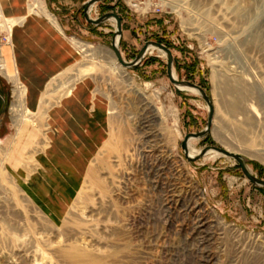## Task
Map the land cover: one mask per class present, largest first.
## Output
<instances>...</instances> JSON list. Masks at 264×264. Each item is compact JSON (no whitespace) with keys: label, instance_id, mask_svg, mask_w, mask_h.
Listing matches in <instances>:
<instances>
[{"label":"rangeland","instance_id":"rangeland-1","mask_svg":"<svg viewBox=\"0 0 264 264\" xmlns=\"http://www.w3.org/2000/svg\"><path fill=\"white\" fill-rule=\"evenodd\" d=\"M87 1L40 0L65 26L77 60L48 83L37 112H20L14 93L20 84L4 77L0 65L10 93L0 124V264H264V189L252 186L232 159L185 160L180 142L204 129L206 104L169 82L165 56L156 51L123 70L110 46L114 21L88 24ZM138 1L134 11L127 0H102L89 17L122 16L119 50L127 62L146 42L168 47L175 78L200 86L213 103L211 131L192 140L194 150L228 145L264 180V0ZM31 6L28 0L27 15L44 16L29 13ZM10 20L0 11V48L9 44ZM3 58L14 75L0 50ZM86 79L105 103L107 138L56 222L7 164L27 177L37 170L36 153L53 132L49 109ZM54 199L43 201L59 208Z\"/></svg>","mask_w":264,"mask_h":264},{"label":"crops","instance_id":"crops-1","mask_svg":"<svg viewBox=\"0 0 264 264\" xmlns=\"http://www.w3.org/2000/svg\"><path fill=\"white\" fill-rule=\"evenodd\" d=\"M27 2L28 0H0V10L4 18H23L21 24L12 28L9 44L2 46L0 50H4L13 73L15 72L26 87V96L30 95L27 98L25 96L27 108L37 112L48 83L73 66L77 55L65 35V26L59 25L57 20L55 25L44 16L27 15ZM112 12L121 18L119 13ZM123 22L122 18L121 23ZM29 68V73H25ZM35 71L43 77L38 79L40 76ZM28 87L29 90L32 89L30 93L27 91ZM29 99L32 100V107ZM48 114V122L53 132L49 135L48 149L36 153L37 170L27 177L25 170L22 172L21 168H13L10 164L7 166L11 171L23 174L24 191L52 220L59 222L69 202L77 194L93 156L106 141L107 110L103 99L95 96L92 81L86 79L75 86L71 95L54 104ZM27 188L30 190L27 191ZM43 197L46 201L48 198L54 201V197H57L60 207H55L57 204L47 207Z\"/></svg>","mask_w":264,"mask_h":264},{"label":"water","instance_id":"water-1","mask_svg":"<svg viewBox=\"0 0 264 264\" xmlns=\"http://www.w3.org/2000/svg\"><path fill=\"white\" fill-rule=\"evenodd\" d=\"M102 0H89L85 4L82 10V15L84 20L93 26H100L101 24H104L108 21H114L115 27L114 32L112 34L111 38V49L113 52V55L117 61V63L124 69V70H132L139 66L144 59L145 54L147 53L148 48H154L158 49L161 52H163L166 62V76L169 82L174 86L178 88H185V89H191L194 90L200 98L204 101V103L207 106V119H206V125L203 130H201L198 133H188L183 137V140L180 142V148L184 154L185 160L187 162H196L200 159H202L205 154L208 151H213L223 157L232 159L238 168L240 169V172L245 177V179L252 185L258 188L264 189V180L258 178L257 176L253 175L251 171L247 168L244 159L237 153L229 152L224 148H219L215 146H207L204 147L199 151V153L196 156L190 157L188 154V142L190 140H200L206 138L212 127V122L214 118V108L211 98L206 94V92L198 85L184 80H177L173 77V55L171 50L166 47L165 45L159 43V42H153L149 41L146 42L142 48L138 51L137 55L130 61H125L121 55V52L119 50V44L120 39L122 38V26H121V18L119 15L113 12H107L101 15L100 17L96 19H92L89 17L88 11L89 9L96 5L97 3L101 2Z\"/></svg>","mask_w":264,"mask_h":264},{"label":"bare ground","instance_id":"bare-ground-1","mask_svg":"<svg viewBox=\"0 0 264 264\" xmlns=\"http://www.w3.org/2000/svg\"><path fill=\"white\" fill-rule=\"evenodd\" d=\"M33 4L35 5V6H31V10H28L29 11V13H31L32 12V10H34V9H37V11H39L40 13H42L47 19H49L51 22H53L55 25H57L56 23H55V21L53 20V18L43 9L44 7H42V4H41V2H40V0H33ZM136 8V7H135ZM93 9V8H92ZM92 9H89V14H91V10ZM1 11V10H0ZM23 20V19H22ZM22 20H10V22H9V24H11V27L12 28H14V26L15 25H19V24H21L22 23ZM12 30V29H11ZM10 35H11V33H10ZM87 49H88V47H85V46H83L82 47V50L84 51V52H87ZM28 51V50H27ZM151 51H156L157 52V54H159V55H161V56H163L164 54H163V52H161L160 50H158V49H154V48H148V50H147V52H151ZM28 52H30V51H28ZM15 54H16V52H15ZM19 54V53H18ZM3 55V54H2ZM17 55V54H16ZM22 55V54H21ZM114 56V55H113ZM16 57V56H15ZM19 57V56H18ZM18 57H16V58H18ZM22 57H23V55H22ZM20 58V57H19ZM25 58V57H24ZM36 59V58H35ZM17 60V59H16ZM20 61L22 60V59H19ZM18 60V61H19ZM25 61V60H24ZM114 62H116L117 63V61H116V59H115V57H114V60H113ZM17 63V62H16ZM118 64V63H117ZM0 65H1V68L4 66L5 67V70H3L2 71V74L4 75V77H6L7 79H10V80H12V82H17V83H19L20 84V87L18 88V90L17 91H15L14 93H15V98L18 100V104H19V108H21V107H23V109H21L20 110V112L22 111V110H25L24 111V113L25 114H27V113H29V111L31 110H29L28 108H27V106H26V103H25V96H26V87H24V85L19 81V77L17 78V76H16V74H15V72H14V75H9L8 74V72H7V61L3 58V59H1L0 60ZM119 65V64H118ZM19 66V65H18ZM120 66V65H119ZM83 67V66H82ZM121 67V66H120ZM117 68H118V70H120V74H124V72L121 70V69H119V67L117 66ZM122 68V67H121ZM17 69V68H16ZM31 68H29V69H27L28 71H26L25 70V73L27 72V73H29V70H30ZM85 70H86V68H84ZM123 69V68H122ZM36 70V69H35ZM38 70V69H37ZM82 68H79L78 70H76V75H74V76H76L75 78H79L81 75H82ZM124 70V69H123ZM35 72H38V71H35ZM34 74V73H33ZM35 75V74H34ZM38 75H39V72H38ZM24 76H26V75H24ZM40 76V75H39ZM43 76H40L38 79H41ZM173 77L175 78V75L173 74ZM5 78V79H6ZM34 79H35V81H36V76L34 77ZM44 80V79H43ZM39 81V80H38ZM37 81V82H38ZM23 82V81H22ZM26 82V81H25ZM32 82V81H31ZM37 82H34V83H37ZM25 84V83H24ZM39 85V84H38ZM27 86V85H26ZM36 86V85H35ZM84 87V86H83ZM177 89H179V90H181V91H185V92H190L191 94H197L194 90H191V89H185V88H178V87H176ZM30 88L28 87V92L30 93V91L32 90H29ZM17 93V94H16ZM32 93V92H31ZM80 94V93H79ZM82 94V93H81ZM80 94V95H81ZM69 95H71V93H70V90L67 88L63 93H62V95H61V97H60V99L62 100L64 97H67V96H69ZM27 96H30L29 94L27 95ZM27 96H26V98H27ZM31 99H32V97H31ZM30 100V99H29ZM26 102H27V100H26ZM30 102H32V100H30L29 101V105L31 106V103ZM27 104H28V102H27ZM33 104V103H32ZM32 107V106H31ZM33 107H34V105H33ZM30 108V107H29ZM23 113V112H22ZM16 117H18V115H15ZM14 116V121H13V123H17L18 121H17V118ZM49 116V115H48ZM49 119V118H48ZM48 122V121H47ZM144 123H147V122H144ZM48 126H50V124L48 123ZM147 126V125H146ZM143 129H145L146 130V127L145 126H143ZM151 130V129H150ZM238 133H240V132H237L236 134L239 136V134ZM24 135H26V133H24ZM241 135V134H240ZM150 137V139H151V141H153V139L155 138V136L154 135H149ZM49 141V140H48ZM149 141V140H148ZM146 143H148L147 141H145ZM192 140H190L189 142H188V154H189V156L190 157H193V156H196L198 153H199V151L198 150H194V148H193V146H192ZM137 146H139V145H137ZM223 146H224V148L227 150V151H229V152H233V153H237L236 152V149H234V148H232V147H229L228 145H225V144H223ZM48 147H49V144L48 145H46V146H44V150H47L48 149ZM139 149H140V146H139ZM138 149V150H139ZM219 156H221V155H219V154H217V153H215V152H213V151H208L206 154H205V156L202 158L203 159V161H208V160H212V159H214V158H217V157H219ZM71 255H75V254H78V252H76V250H74V249H71L70 250V252H69Z\"/></svg>","mask_w":264,"mask_h":264},{"label":"flooded vegetation","instance_id":"flooded-vegetation-1","mask_svg":"<svg viewBox=\"0 0 264 264\" xmlns=\"http://www.w3.org/2000/svg\"><path fill=\"white\" fill-rule=\"evenodd\" d=\"M10 93L0 80V124L4 120L5 109L8 108Z\"/></svg>","mask_w":264,"mask_h":264},{"label":"built area","instance_id":"built-area-1","mask_svg":"<svg viewBox=\"0 0 264 264\" xmlns=\"http://www.w3.org/2000/svg\"><path fill=\"white\" fill-rule=\"evenodd\" d=\"M128 1L130 3H128ZM126 4H124L126 6V8L134 10L135 11V7H139L142 5L138 0H127V2H125ZM91 9V8H90ZM89 14V11H88ZM145 57V56H144Z\"/></svg>","mask_w":264,"mask_h":264},{"label":"trees","instance_id":"trees-1","mask_svg":"<svg viewBox=\"0 0 264 264\" xmlns=\"http://www.w3.org/2000/svg\"><path fill=\"white\" fill-rule=\"evenodd\" d=\"M121 19H122V16H121ZM259 189H262V188H259Z\"/></svg>","mask_w":264,"mask_h":264}]
</instances>
